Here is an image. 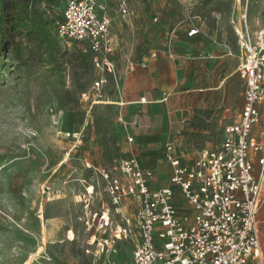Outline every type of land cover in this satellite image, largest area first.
I'll use <instances>...</instances> for the list:
<instances>
[{
    "label": "rangeland",
    "instance_id": "rangeland-1",
    "mask_svg": "<svg viewBox=\"0 0 264 264\" xmlns=\"http://www.w3.org/2000/svg\"><path fill=\"white\" fill-rule=\"evenodd\" d=\"M55 2L60 10L66 0ZM112 2L108 12L116 16L113 28L111 24L118 43L112 55L116 78L108 77L99 97L102 101L93 104L81 96L91 90L95 79L89 60L80 57L83 42L60 40L61 55L47 65L16 56L11 44L21 37L12 39L9 32L0 37V264H129L128 241H118L114 250L107 251L98 240L109 231L96 229V223L86 227L87 215L110 206L96 169L135 155L153 172L164 161L161 145L167 138L174 139L184 158L192 157L203 147L218 146L224 125L238 114L243 81L236 73L225 80L223 93L191 88L213 85L234 70L236 40L229 23L232 0H129L126 19L120 16L116 0ZM39 4L41 9L47 7L45 0ZM249 6L255 13L260 0H250ZM213 10L222 13L218 27L231 54L185 59L184 84L178 82L164 94L159 89L153 97H146H166L148 104L153 111L149 122L162 137L152 166L142 157L137 134L129 142L117 120L121 107L115 101L122 92L121 76L131 71L127 69L130 63L133 69L140 67V57L148 49H157L161 41H172L175 36L184 39L188 22L205 32L217 26L211 18ZM175 25L180 29L172 31ZM189 52L197 55L200 50ZM181 87L189 91L175 95ZM163 104L169 110L158 113ZM179 106H183L180 120V112H175ZM175 122L183 125L176 136L170 128ZM180 135L189 140H175ZM89 185L90 196L84 188ZM122 203L121 211L135 213L138 204L133 198L125 197ZM118 222L120 214L114 213L112 225Z\"/></svg>",
    "mask_w": 264,
    "mask_h": 264
},
{
    "label": "built area",
    "instance_id": "built-area-1",
    "mask_svg": "<svg viewBox=\"0 0 264 264\" xmlns=\"http://www.w3.org/2000/svg\"><path fill=\"white\" fill-rule=\"evenodd\" d=\"M232 2L230 18L238 46L236 71L244 80V90L238 119L225 125L219 145L201 148L194 159L183 162L175 153L174 142L166 140L162 156L170 166L168 184L157 188L150 187L152 173L135 155L96 169L110 206L87 215L86 227L90 229L96 223V229L109 231L98 240L107 251L114 250L118 241H128L129 264H264L256 221L264 180V141L252 135L260 119V105L264 106V0H260L255 13L250 0ZM116 3L125 18L128 0ZM212 15L219 18L221 13L212 11ZM199 32L198 26L190 25L186 35L192 37ZM57 36L83 42L91 52L95 70L92 94L88 90L81 96L89 104L102 101L99 97L108 77L116 78L112 55L117 42L106 1L66 0ZM146 64L141 61L143 67ZM127 69L132 70L133 64ZM124 104L117 102L119 107ZM117 120L127 140L133 141V124L121 109ZM91 187H84L89 196ZM128 196L138 204L134 214L120 210ZM114 213L120 214V222L112 225Z\"/></svg>",
    "mask_w": 264,
    "mask_h": 264
},
{
    "label": "crops",
    "instance_id": "crops-1",
    "mask_svg": "<svg viewBox=\"0 0 264 264\" xmlns=\"http://www.w3.org/2000/svg\"><path fill=\"white\" fill-rule=\"evenodd\" d=\"M105 1L107 3L108 10L109 7L111 8L113 7L112 0H105ZM129 15H130V11L123 19H126ZM109 17L111 19V24L113 28V23L116 20V16L112 13V15H110ZM211 18L214 20L217 26H210L209 29L206 30L207 32H205L198 24H196V26H198L200 29L199 34L189 37L186 35V30L190 25H194V23L192 21L188 22V24H186V27L184 28V34H185L184 37L186 39L185 38L183 39V37L178 38L177 36H175V39H173L172 41H166V39L165 41H161L157 49H148L147 53L143 54L140 57V62L137 63L140 65V67H136L135 69H132L130 72L121 76L122 79L120 78L122 80V83L120 82L122 84V92L119 100L125 102L124 104L125 106L123 105L121 107V111L123 112L125 118L130 120L133 124L132 132L134 136L135 133L137 134L136 139L139 140L141 151L145 155L142 156L145 163H147L148 161L150 162L149 164L152 166L154 165V163L152 164V162L154 161L153 154L157 153L158 140H162V137L160 132L158 130H155L153 125L149 122V118H148L150 117L149 114L152 113L153 111L151 110L150 107H148V104L153 101L161 102L162 100H165L166 97H163L162 99L159 98L158 100H150V99H146V97H153L156 90L159 89H162V93L164 94L166 90L171 89L174 85H177L178 82L184 84L185 81V79L183 78L184 69L185 67L188 66L185 59H193L195 57L219 58L231 54V51L228 48L226 38L224 37V32L222 31L221 28L218 27V22L222 18V13L219 18H215L213 17L211 11ZM229 23L232 28L230 17H229ZM179 26L180 25H175L172 31H175L176 28ZM177 29H180V27ZM233 34L235 36L234 31ZM114 37L116 39L115 35ZM235 40H236V36H235ZM193 49L200 50V53L197 55L190 53L189 50H193ZM212 50H218V51H215V53H213ZM237 53H238V46L236 40V52H235L236 63L234 70L222 77H219L217 79V82L213 85H209L206 87H191L192 90H197L199 92H206V93H213L215 91L221 90V92L223 93L224 92L223 84L225 80L233 76L234 73L238 75L236 71V66L238 63ZM141 61H145L147 63L146 67H143L141 65ZM241 80L243 81V90H244V80L243 79ZM178 90H179L178 94H175L177 96L179 95V93L180 95H182L184 91L186 92L189 91V89L184 90V87H181ZM141 97L145 98V102L143 103L140 102ZM119 100L115 102L117 103L119 102ZM242 100H243V93H242ZM241 105L242 102L240 104L238 114L236 115V118L232 122L238 119ZM162 109H163V114H165L166 111L169 110L167 109V106L163 104L160 105L159 110L156 111H158L159 113L160 111H162ZM182 110H183V106L181 107L179 106V108L176 109L175 111V112L178 111L181 114L180 117H178L179 120L181 119L182 116V112H181ZM225 110L228 109L225 107ZM229 123H226L225 125ZM173 124L174 126L170 128L171 130H173L172 132H174V135L176 136V132H179L176 130L182 129L183 125L182 124L177 125V122ZM252 135L258 138L260 141H264V106L263 105H260V119L259 122L253 127ZM166 140L173 141L174 139L167 138L162 142L161 145L162 153H163V145ZM175 140H189V139L187 137H184V135H180ZM174 146H175V153L181 158L183 162H188L194 159L198 151L200 150L199 149L192 157L184 158L183 154L179 152L178 146L175 143ZM140 162L141 164H143L142 161ZM161 164L162 165H160V168L151 172L152 173V180L150 181L151 188H157L168 184L170 166L166 161L161 162ZM253 166H254V172H257L258 164L256 163V161H254ZM256 221H257V227L260 232L261 248L264 252V180L261 183L260 199L258 203Z\"/></svg>",
    "mask_w": 264,
    "mask_h": 264
},
{
    "label": "trees",
    "instance_id": "trees-1",
    "mask_svg": "<svg viewBox=\"0 0 264 264\" xmlns=\"http://www.w3.org/2000/svg\"><path fill=\"white\" fill-rule=\"evenodd\" d=\"M39 1L0 0V37L6 32L12 39L21 37L11 44L19 59L30 57L35 62L54 64L61 55L59 41L62 39L57 36V27L62 9L57 8L55 0H45L47 7L41 9ZM82 50L81 59H88L92 65V54L86 45Z\"/></svg>",
    "mask_w": 264,
    "mask_h": 264
}]
</instances>
